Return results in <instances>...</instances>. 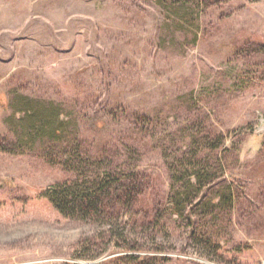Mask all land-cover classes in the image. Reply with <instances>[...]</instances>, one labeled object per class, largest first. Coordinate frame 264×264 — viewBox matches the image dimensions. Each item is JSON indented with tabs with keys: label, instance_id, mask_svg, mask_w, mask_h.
I'll return each mask as SVG.
<instances>
[{
	"label": "rangeland",
	"instance_id": "374dc122",
	"mask_svg": "<svg viewBox=\"0 0 264 264\" xmlns=\"http://www.w3.org/2000/svg\"><path fill=\"white\" fill-rule=\"evenodd\" d=\"M174 1L0 0V137L24 96L63 104L83 146L110 151L141 187L137 221L110 228L49 201L46 190L75 177L58 159L0 150V264H137L132 253L159 256L153 264H264V0ZM191 126L221 134L232 163L180 213L142 222L167 196L168 162ZM227 183L235 200L213 251L195 205Z\"/></svg>",
	"mask_w": 264,
	"mask_h": 264
},
{
	"label": "trees",
	"instance_id": "16d2710c",
	"mask_svg": "<svg viewBox=\"0 0 264 264\" xmlns=\"http://www.w3.org/2000/svg\"><path fill=\"white\" fill-rule=\"evenodd\" d=\"M174 3L181 7V0H175ZM182 11L185 16H193L192 10ZM194 16V24L199 28V17L196 14ZM194 38H197V31ZM71 120H73L71 111L63 104L62 110L56 111L38 104L29 96H24L8 118L11 135L9 138L0 137V150L10 152L40 150L42 154L58 159L64 168L75 173L72 180L57 183L45 191L49 201L62 214L79 219L94 218L110 228L121 222L124 224L136 222L133 214L136 213L141 192L138 172L129 166L122 167L123 170L113 166L110 151L101 156H94L70 129ZM145 122L155 128L152 119L144 117L139 121L140 124ZM185 131L186 149L182 157L176 163L168 162V170L172 177L169 192L165 199L153 204L154 213L150 212L148 206L144 209L142 222L151 224L155 215H158L157 222L161 224L167 216L186 209L193 202L192 189L201 190L210 182L213 173H223L233 161H230L233 157L231 154L229 156V153L234 149L224 145L221 134L211 136L209 132L201 133L192 126ZM216 148L220 149L219 153L215 151ZM104 151L101 149L100 153ZM234 200V189L227 183L214 194L201 196L195 205L201 220L200 232L205 236V245L213 248V251L218 248V240H215L219 237L217 225L223 217L228 216ZM121 237L124 239V236ZM129 243L128 241L127 244ZM126 248L138 247L129 244ZM128 256L137 264H153V259L159 257L154 254L137 256L134 253L124 257Z\"/></svg>",
	"mask_w": 264,
	"mask_h": 264
}]
</instances>
